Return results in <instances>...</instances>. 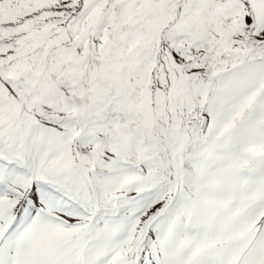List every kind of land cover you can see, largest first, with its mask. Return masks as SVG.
Wrapping results in <instances>:
<instances>
[{"label": "snow or ice", "instance_id": "1", "mask_svg": "<svg viewBox=\"0 0 264 264\" xmlns=\"http://www.w3.org/2000/svg\"><path fill=\"white\" fill-rule=\"evenodd\" d=\"M0 264H264V0H0Z\"/></svg>", "mask_w": 264, "mask_h": 264}]
</instances>
